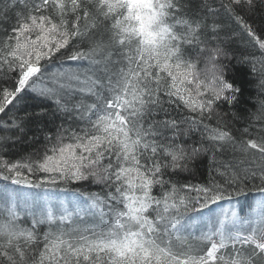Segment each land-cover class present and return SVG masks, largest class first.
<instances>
[{
  "label": "snow or ice",
  "instance_id": "1",
  "mask_svg": "<svg viewBox=\"0 0 264 264\" xmlns=\"http://www.w3.org/2000/svg\"><path fill=\"white\" fill-rule=\"evenodd\" d=\"M257 8L264 0H0V264H264V198L221 203L253 181L264 194ZM234 59L257 78L241 128ZM28 98L40 101L32 111ZM201 156L214 167L193 182Z\"/></svg>",
  "mask_w": 264,
  "mask_h": 264
},
{
  "label": "trees",
  "instance_id": "2",
  "mask_svg": "<svg viewBox=\"0 0 264 264\" xmlns=\"http://www.w3.org/2000/svg\"><path fill=\"white\" fill-rule=\"evenodd\" d=\"M251 20L255 22V24L264 26V12L261 11L260 8H257L256 13L251 16ZM235 27V25H233ZM229 47L238 55L247 53V54H255L259 56V52L250 47H245L242 44L238 42H232ZM73 65L76 64V62H69ZM250 65L246 64H240L237 63V61L234 59L230 62V66L228 69V78L230 80L235 81L241 88H242V94L240 97V102L236 105L235 111L238 113L239 116L242 117L240 120L232 121L234 126L236 128H241L245 125V120L243 117H248L251 113L255 112L257 107V99H258V89L256 87L257 78L250 74L249 68ZM259 67V65H257ZM40 103L39 100H34L32 98H28L26 101V104L23 105V107H27L28 111H32L36 108V106ZM225 111L228 110L227 106H225ZM11 115V114H9ZM18 115H23V111L19 112ZM8 116H0V120H8ZM231 120V117L228 118ZM35 132V129H32L29 131V135L31 136ZM39 135V133H36ZM32 147H34L31 142L23 145H19L17 149L14 151H31ZM232 157V154L229 151H225L222 154H219L217 159L218 160H224V161H230ZM214 165L210 161V159L207 156H201L195 161L194 164V172L191 177H189L190 180L193 182H204L209 178V169L213 168ZM0 183H3L0 181ZM259 184V181H253L249 183V188L245 190V192L240 195L239 197H236L235 199H243L246 203L244 205L245 209L247 208V205H250L252 203L253 198H255L257 193H260L258 191H255L254 188ZM20 188H24L23 186H17ZM81 188V191H91V192H99L100 188L97 185H88L84 184L82 186H79ZM32 190H44V189H32ZM57 192H65L67 194L72 193L71 190L68 191H60L55 190ZM73 194V193H72Z\"/></svg>",
  "mask_w": 264,
  "mask_h": 264
},
{
  "label": "rangeland",
  "instance_id": "3",
  "mask_svg": "<svg viewBox=\"0 0 264 264\" xmlns=\"http://www.w3.org/2000/svg\"><path fill=\"white\" fill-rule=\"evenodd\" d=\"M13 187H17V186H13ZM21 189H22V191H24L27 194H35V195H37L39 197H43V196L52 194V195H55L57 198H66V199H73L74 198V194H72V193L67 194L65 192H57V191L49 193L46 190H41V191L38 190L37 191V190L28 189V188H21ZM262 198H264V194L257 193L255 198H253L252 203L250 205H253L256 201H258V200H260ZM237 200L239 201L240 206H242L245 209L244 205L246 203L244 202L243 199H234L231 202L225 201V202H221V203H223L225 206H227L229 203H236ZM250 205H247L246 207L248 208ZM247 208L245 210H247Z\"/></svg>",
  "mask_w": 264,
  "mask_h": 264
}]
</instances>
